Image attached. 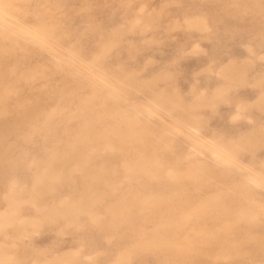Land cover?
<instances>
[{"label": "rangeland", "instance_id": "rangeland-1", "mask_svg": "<svg viewBox=\"0 0 264 264\" xmlns=\"http://www.w3.org/2000/svg\"><path fill=\"white\" fill-rule=\"evenodd\" d=\"M0 264H264V0H0Z\"/></svg>", "mask_w": 264, "mask_h": 264}, {"label": "bare ground", "instance_id": "bare-ground-1", "mask_svg": "<svg viewBox=\"0 0 264 264\" xmlns=\"http://www.w3.org/2000/svg\"><path fill=\"white\" fill-rule=\"evenodd\" d=\"M191 128H193V129H197V127H195V126H191ZM216 160H218L220 157L218 156V155H216L215 153H214V156H213ZM221 159V158H220Z\"/></svg>", "mask_w": 264, "mask_h": 264}]
</instances>
